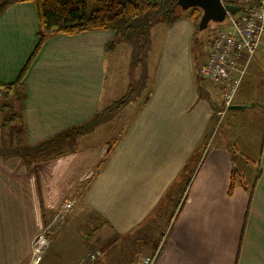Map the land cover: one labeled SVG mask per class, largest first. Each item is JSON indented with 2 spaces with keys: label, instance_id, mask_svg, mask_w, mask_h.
Returning a JSON list of instances; mask_svg holds the SVG:
<instances>
[{
  "label": "crops",
  "instance_id": "crops-1",
  "mask_svg": "<svg viewBox=\"0 0 264 264\" xmlns=\"http://www.w3.org/2000/svg\"><path fill=\"white\" fill-rule=\"evenodd\" d=\"M194 26L181 17L158 28L161 49L157 56L149 54L141 75L151 78L149 99L116 139H105L109 133L102 123L51 158L26 162L20 154L0 153V264H29L34 237L67 199L77 205L51 235L53 243L61 240L54 250L56 264H137V256L149 253L162 235L155 264H264V134L251 168L238 166L247 187L237 182L231 189L235 164L220 148L224 144L216 146L207 152L173 220L165 217L154 240L141 235L160 210L170 206L172 212L187 160L213 142L208 135L220 104L209 87L221 97L222 91L211 82L199 83L191 57ZM115 38L111 30L55 34L35 53L40 41L35 4L9 6L0 15V84L16 83L17 90L6 99L0 94V106L11 100L19 121L7 124L22 127L24 141L35 145L87 122L121 98L107 87L113 76L121 77L124 57L126 65L124 42L108 50ZM256 57L231 105L241 108L231 111H264L247 102L264 97L259 87L264 44ZM238 116H232L233 135H238ZM4 146L13 143L0 139ZM89 253L96 254L93 262L84 261ZM52 260L47 252L41 264Z\"/></svg>",
  "mask_w": 264,
  "mask_h": 264
},
{
  "label": "trees",
  "instance_id": "trees-1",
  "mask_svg": "<svg viewBox=\"0 0 264 264\" xmlns=\"http://www.w3.org/2000/svg\"><path fill=\"white\" fill-rule=\"evenodd\" d=\"M26 1L33 2L35 4L40 25V41L35 53L40 48V45L43 43L45 38L50 35H73L77 33L100 30H111L114 32L116 38L112 40L108 46V50L112 51L116 49L118 41H123L121 39H125V37L135 33L149 36L150 31L157 20L164 18L169 22V24H171L175 21L173 18L184 11L180 7L176 6L177 0H3L0 2V15L12 4ZM224 2L232 3L229 0H224ZM257 5L258 2L256 0H252L247 4V6L250 7ZM187 11L189 19L199 22L201 16L200 9L192 8ZM201 33H203V31H199V35ZM197 72L199 75V83L201 80L203 82V77L200 75V71L197 70ZM145 75L142 78L147 79ZM15 85L16 83L0 84L1 96L6 99L11 94L16 95L15 91L17 89L15 88ZM148 90H150V88ZM137 92V88L134 89L133 87H130L121 98L114 101L112 105L107 107L102 112L97 113L87 122L79 126L66 129L35 145H28L24 141V137H22L24 130L22 127L12 126L13 128L11 129L10 140L11 143H13V147H0V153L20 154L26 162L60 155L64 153V151L72 149L79 136L93 131L99 125L104 123L105 116L118 113L127 107L135 100ZM149 95L150 93L147 94L143 104L140 105V108L147 103ZM13 108L14 106L12 104L6 102L0 106V111L6 114V124L19 118L18 113L11 112L14 110ZM222 109V105L220 104L219 108H217L213 115L215 122H218L220 118L218 112ZM16 121H19V119ZM16 135L18 136L17 138ZM16 140L19 141L17 142ZM3 143L6 144V142ZM232 151L235 152L234 148H232ZM245 158L247 159L246 164H252L253 160H248L249 158L242 156L243 160ZM197 170L198 169L195 167L190 173L188 172V178L186 180L185 168L183 169L181 176L182 181L178 190L179 193L175 199V207L171 212L172 214L169 216L170 221L173 220L179 212L185 199L187 198L189 187ZM242 176V172L238 168L233 169L231 189L237 182L246 185ZM145 242L147 245V238H145ZM159 245L160 244H154L152 250L147 253V255L155 252ZM85 261H89L87 256Z\"/></svg>",
  "mask_w": 264,
  "mask_h": 264
},
{
  "label": "rangeland",
  "instance_id": "rangeland-1",
  "mask_svg": "<svg viewBox=\"0 0 264 264\" xmlns=\"http://www.w3.org/2000/svg\"><path fill=\"white\" fill-rule=\"evenodd\" d=\"M230 1L232 2V0ZM181 17L188 18V11H183L181 14L175 16L173 20H176ZM193 22L195 24V34L191 42V57L193 59V62L195 63V67L197 68V70L200 71L202 65L208 57V54L211 49L210 46L212 45L214 38L228 22L225 21L223 24L211 23L209 27L200 35L198 31L199 22ZM156 23L158 25L156 26L157 28L154 30V33H151L150 31L149 36H146L145 34L135 33L125 37V39H121L123 41H120L124 42L122 50L124 51L126 56V65L124 57L122 62L123 65L121 71L119 72L122 78H114L113 76L109 80V82L107 81L108 85H106L107 87L112 85V89H114V94L116 93L120 97L124 95L130 87H133L134 89L137 88L138 92L135 97V100L132 101L127 107H125L123 111L121 110L120 112L115 113L113 115L110 114L108 116H105V121L102 125L104 126V129L109 133V135H104L105 139H111L112 137L113 139H116L118 135L122 134L124 130L129 127L130 123L134 120L133 118L136 115V112L139 110L140 105L143 104V101L145 100L148 94V89L150 88L149 80H151V78L147 80L145 78H142L141 75L142 73H146L148 63L150 62V60H148L149 54L150 57H152L154 54L155 56H157L161 49L160 42L158 45H156L157 41H161L160 36L162 35V33L159 31V29H164L166 25H170L169 22L164 18L157 20ZM257 60H255L253 64L256 63ZM126 74L128 75V77H125ZM253 77L255 78L257 76L253 75ZM208 82L209 81L207 79L203 78L204 85L208 86ZM259 87H263L264 89V83L263 86L260 85ZM209 92L210 97L214 99L215 102L222 104V97L216 88L213 89L212 87H209ZM262 95L264 96V93ZM246 96L248 95H241V99H245ZM8 102L9 104L13 105L11 100H9ZM247 102H250V104L252 105H259L264 107V97L262 96L253 97L251 99H248ZM234 114L239 115L236 118L235 124V128H237L238 135H233L231 128V120ZM5 116L6 114L0 111L1 141H8L11 138L12 127H10L9 124L5 123ZM263 134L264 111H256L253 107H249L243 110L226 111L224 116L222 118H219L218 122L213 121V123L211 124V131L208 135V143H210L212 140V144L207 146L205 150L203 149L201 152L198 151L197 153L193 154L192 157L187 160L184 166L186 172L185 179L187 180L188 178L187 173L192 171L195 167L199 170L205 160L207 152H209L212 148L216 146H221L223 144L224 147L220 148L225 149L231 154V162H233V165L235 164V168H238V166H240L241 164L243 165V167H247V159L245 158L243 160L242 156L249 158L248 160H253L258 156L259 148L263 139ZM231 138L233 139L231 140ZM232 148H234L235 152L232 151ZM234 161H236L237 166ZM249 168L251 167L249 166ZM169 201L170 200H167V202ZM168 208L170 209L171 207L166 206L162 211L160 210L161 214L157 217L156 220L149 221L147 226L144 227V233L141 234L144 235L143 237H147L150 240H154V237H156L161 232V230L158 229V225H160L164 221L165 217L169 219V214L171 215V213L169 212ZM57 211L58 210H56V212ZM164 236L165 235H162V237L157 240V245L161 243ZM60 241L61 240L58 239V243L55 244L53 243L52 239V244L48 251V253L51 251V255L53 258L51 262L52 264H56V262L54 261L55 256L53 255H55L54 250L60 245ZM145 255H147V253H142L141 256H137L138 258H136V261L139 262L140 258L142 256L144 257Z\"/></svg>",
  "mask_w": 264,
  "mask_h": 264
},
{
  "label": "built area",
  "instance_id": "built-area-1",
  "mask_svg": "<svg viewBox=\"0 0 264 264\" xmlns=\"http://www.w3.org/2000/svg\"><path fill=\"white\" fill-rule=\"evenodd\" d=\"M224 1V0H223ZM230 1V0H229ZM252 0H232L242 11L228 14L224 28L214 38L210 52L200 69V75L222 91V118L231 107L249 66L256 59L264 44V0H256L257 6H247ZM77 205L76 199H67L60 206L51 221L33 239L29 264H41L49 251L51 235L65 223ZM161 245L151 254L142 256L138 264H155ZM88 260L96 259L95 253H89Z\"/></svg>",
  "mask_w": 264,
  "mask_h": 264
},
{
  "label": "water",
  "instance_id": "water-1",
  "mask_svg": "<svg viewBox=\"0 0 264 264\" xmlns=\"http://www.w3.org/2000/svg\"><path fill=\"white\" fill-rule=\"evenodd\" d=\"M176 6L187 11L192 8L201 10L199 31H205L211 23L223 24L228 14H237L242 11L239 5L225 3L223 0H177ZM241 108L231 106L230 108Z\"/></svg>",
  "mask_w": 264,
  "mask_h": 264
}]
</instances>
